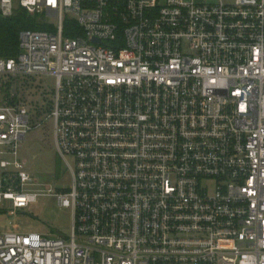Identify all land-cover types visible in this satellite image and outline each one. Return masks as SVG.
<instances>
[{"label": "built area", "instance_id": "obj_1", "mask_svg": "<svg viewBox=\"0 0 264 264\" xmlns=\"http://www.w3.org/2000/svg\"><path fill=\"white\" fill-rule=\"evenodd\" d=\"M56 18L0 59V208L54 196L70 238L0 232V264H264V0H0ZM45 23V22H44ZM22 75L55 78L69 190L19 151Z\"/></svg>", "mask_w": 264, "mask_h": 264}, {"label": "rangeland", "instance_id": "obj_2", "mask_svg": "<svg viewBox=\"0 0 264 264\" xmlns=\"http://www.w3.org/2000/svg\"><path fill=\"white\" fill-rule=\"evenodd\" d=\"M37 21L56 24V18L37 16ZM15 78L0 74V105L6 96H11V87ZM19 100L24 102L30 112V126L19 151V160L24 168L33 175L39 187L27 185L28 189H53L54 192L69 190L73 177L66 163L60 156L55 142V120L49 117L53 107L55 78L49 75L27 76L17 79ZM13 161L11 156H1V159ZM5 175L0 167V178ZM0 232L20 231L22 233L40 232L50 236L70 238L73 227L71 209L62 208L54 196L40 197L28 208L12 212L11 201H6L0 208Z\"/></svg>", "mask_w": 264, "mask_h": 264}, {"label": "trees", "instance_id": "obj_3", "mask_svg": "<svg viewBox=\"0 0 264 264\" xmlns=\"http://www.w3.org/2000/svg\"><path fill=\"white\" fill-rule=\"evenodd\" d=\"M38 16V15H37ZM37 16H32L18 6L11 16L0 14V59L12 58L19 53V35L22 30H52V27L44 22L37 21ZM5 210L0 209V213Z\"/></svg>", "mask_w": 264, "mask_h": 264}]
</instances>
